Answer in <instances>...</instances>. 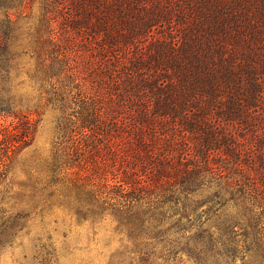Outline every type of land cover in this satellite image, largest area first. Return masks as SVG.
Wrapping results in <instances>:
<instances>
[{
    "label": "trees",
    "instance_id": "16d2710c",
    "mask_svg": "<svg viewBox=\"0 0 264 264\" xmlns=\"http://www.w3.org/2000/svg\"><path fill=\"white\" fill-rule=\"evenodd\" d=\"M31 2L0 0V170L56 111L34 214L112 225L105 264H264V0ZM29 214L0 207V256Z\"/></svg>",
    "mask_w": 264,
    "mask_h": 264
},
{
    "label": "rangeland",
    "instance_id": "374dc122",
    "mask_svg": "<svg viewBox=\"0 0 264 264\" xmlns=\"http://www.w3.org/2000/svg\"><path fill=\"white\" fill-rule=\"evenodd\" d=\"M32 9L36 10L37 2L32 0ZM26 13H29L26 10ZM176 25L171 24V42L176 44L179 32ZM20 89V88H19ZM21 91L29 98V105L37 103L35 90L28 84L21 87ZM57 112L49 107L41 108L34 125L31 143L20 148L11 161H6L5 170H0V207L6 211L29 212L25 228L19 233L17 244L0 256V264H19L25 254L27 264H30L31 256L35 250L38 238H45L46 229L57 227L53 232V242L56 246L58 264H105L109 252L120 246L119 236L112 231V225L104 223L95 229L88 222L78 223L72 212L66 208L57 206L48 212L44 221L32 211V204L25 191L30 176H43L46 161L51 160L54 143L61 138L56 127ZM9 118H0V125L6 126ZM1 127V126H0ZM16 138L14 133L8 140ZM7 139L0 135V156ZM65 143L62 144L64 146ZM57 221V222H56ZM47 226H43V223ZM63 232L66 233L64 237ZM94 232V233H93ZM183 264H194L183 257Z\"/></svg>",
    "mask_w": 264,
    "mask_h": 264
}]
</instances>
